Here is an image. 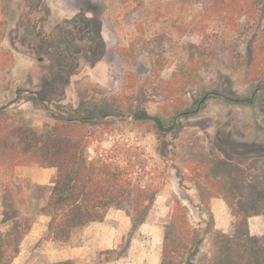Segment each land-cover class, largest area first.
I'll return each instance as SVG.
<instances>
[{"label":"rangeland","instance_id":"rangeland-1","mask_svg":"<svg viewBox=\"0 0 264 264\" xmlns=\"http://www.w3.org/2000/svg\"><path fill=\"white\" fill-rule=\"evenodd\" d=\"M0 21L5 23L0 106L13 100L4 108L22 123L41 128L53 122L50 114L58 112L57 105H75V81L115 94L129 77L149 113L160 110L164 95L183 97L191 111L179 120L177 135H167L160 145L153 133L129 132L128 124L119 123L123 130L113 138L142 145L155 163L166 165L168 174L145 221L134 230L125 209L112 208L102 221L74 230L67 241H52L45 236L48 220L39 213L48 197L49 173L0 168V195L5 185L11 187L15 206L32 219L36 237L11 264L65 259L73 264H159L163 225L174 197L202 238L195 264H207L212 231L230 232L234 218L220 197L210 199L207 212L191 177L184 172L180 180L173 166L184 167L190 149L202 146L248 173L264 169V66L256 77L247 73L250 46L264 55V44L257 45L264 0L252 18H236L232 25L222 17H203L198 3L178 0H0ZM191 44L197 47L192 64ZM119 50H125V59ZM196 71L203 78L199 83L190 79ZM39 94L44 102H37ZM111 143L110 137L102 145ZM248 226L251 234H264V216L249 217Z\"/></svg>","mask_w":264,"mask_h":264},{"label":"trees","instance_id":"trees-1","mask_svg":"<svg viewBox=\"0 0 264 264\" xmlns=\"http://www.w3.org/2000/svg\"><path fill=\"white\" fill-rule=\"evenodd\" d=\"M263 0H178L182 4L198 3L205 18L222 17L232 25L236 18H252ZM5 23L0 21V41ZM259 44H264V23ZM248 50L247 73L256 77L264 66L259 49ZM194 44L189 46L188 62H194ZM125 59V50H119ZM263 63V65H262ZM195 69L192 70V72ZM196 73V74H194ZM193 83L203 78L196 71ZM198 78V81H196ZM140 88L130 77L120 92L108 94L97 87L75 81V105H57L51 113L53 122L41 128L19 121L17 113L0 109V168L39 166L55 168V180L39 213L46 216V238L63 242L72 232L91 222L102 221L112 208H124L131 229L146 219L151 205L167 179L166 165L155 163L152 155L137 142L120 135L119 123L128 131L153 133L160 143L167 135H177L179 120L189 116L183 97L162 96L160 110H146ZM44 102V96H36ZM112 138L104 147L102 142ZM159 147L156 151L159 152ZM180 180L187 172L195 185L198 200L210 210L212 197L222 198L234 218L232 230L212 231L207 264H264V234H251L248 218L264 216V169L248 173L244 167L204 147L190 149L184 167L173 166ZM0 264H11L19 252L32 219L19 213L12 189L5 185L1 194ZM208 230H212L209 216ZM202 238L189 221L186 207L173 198L171 212L163 225L159 264H195ZM47 264H73L65 259Z\"/></svg>","mask_w":264,"mask_h":264},{"label":"crops","instance_id":"crops-1","mask_svg":"<svg viewBox=\"0 0 264 264\" xmlns=\"http://www.w3.org/2000/svg\"><path fill=\"white\" fill-rule=\"evenodd\" d=\"M12 101L13 100H10L5 105L10 104ZM17 167H23V168H25V170H31L30 168H34L33 169V172L35 173V175H37V174L40 175V174H42L44 172H48L49 175H50L49 176L50 177L49 178V191H50V189H51V187H52V185L54 183V180H55V168H53V167L44 168V167H39V166H35V167L34 166H17ZM37 180L39 181V179H37ZM0 199H1V195H0ZM1 211H2V206H1V201H0V230L6 227L4 224L1 223V217H2L1 216ZM34 236L35 235H34V225H33L32 228H30V230L28 231V233L24 236L23 240L21 241V244H20V247H19V252H18L17 255L22 254V252H24V245H25V243L28 242V241H31V240L35 239L36 237H34Z\"/></svg>","mask_w":264,"mask_h":264},{"label":"water","instance_id":"water-1","mask_svg":"<svg viewBox=\"0 0 264 264\" xmlns=\"http://www.w3.org/2000/svg\"><path fill=\"white\" fill-rule=\"evenodd\" d=\"M6 105H2V106H0V109H2V108H4Z\"/></svg>","mask_w":264,"mask_h":264}]
</instances>
